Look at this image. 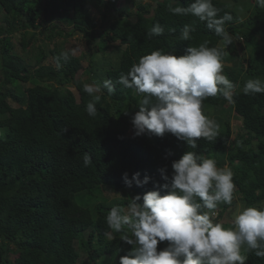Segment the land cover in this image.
<instances>
[{
	"label": "trees",
	"instance_id": "16d2710c",
	"mask_svg": "<svg viewBox=\"0 0 264 264\" xmlns=\"http://www.w3.org/2000/svg\"><path fill=\"white\" fill-rule=\"evenodd\" d=\"M118 2L0 0L5 11L0 22V264H103L106 255L115 261L113 264H119L120 256L133 246L108 227V212L114 206L127 209L136 194L142 197L166 183L160 169L171 178L172 162L187 151L214 158L218 167L228 163L240 209L264 206V93L245 95L242 91L247 80H264V8L254 0L252 6L240 11L234 4L244 1L212 0L219 16L230 13L233 17L224 25L233 44L225 49L224 62L231 65H225L223 72L237 85L235 103L219 95L204 100L205 115L210 117L212 109H222L216 116L220 132L213 141L200 138L197 148L191 149L172 133L162 137L127 134V120L139 110L143 95L124 88L117 80L141 56L154 50L183 55L188 46H199L205 40L209 47L219 46L222 38L197 17L169 11V7H188L193 0H156V5L139 0L128 10ZM91 8L108 23L107 37L86 21ZM122 11L131 15L123 16ZM55 12L71 14L74 30L87 44L93 45L101 37L89 59L90 69L85 70L86 79L78 75L83 68L82 57L63 49L56 40L57 36L70 35L60 24L46 25ZM156 23L164 27V33L149 38L148 32ZM185 25L195 28L190 41L179 39ZM42 27L49 30L47 40L52 47L48 50L45 40L40 43L37 36ZM17 32L22 35V48L27 49V61L13 53L12 36ZM235 38L243 39L247 56L235 49ZM64 51L70 53L66 61L60 58ZM49 58L51 62H47ZM17 62L22 67L15 68ZM106 79L116 89L112 94L102 87ZM87 81L101 85L95 117L86 111L93 99L83 90ZM23 82L30 84L19 92ZM231 119L241 126L232 139ZM85 154L92 158L87 167ZM125 172L129 178L139 172L140 179L145 175L151 179L143 186L133 183L128 187L123 180ZM106 189L123 196L108 202ZM166 191L161 189V194ZM235 205L233 200L231 205L218 206L220 216L225 215L224 223L232 222L234 212L225 211ZM167 245V241L161 242L158 249ZM247 255L245 264H264V258L254 251Z\"/></svg>",
	"mask_w": 264,
	"mask_h": 264
},
{
	"label": "clouds",
	"instance_id": "9594fccd",
	"mask_svg": "<svg viewBox=\"0 0 264 264\" xmlns=\"http://www.w3.org/2000/svg\"><path fill=\"white\" fill-rule=\"evenodd\" d=\"M255 3L264 8V0ZM169 11L205 22L209 30L222 38L220 45L209 47V41L205 40L199 46H188L183 55L154 50L133 63L117 83L143 95L139 110L131 117L135 136L147 133L162 137L172 133L196 149L200 138L213 141L220 132V125L205 115L204 100L219 95L235 103L237 85L223 72L225 65H231L224 62L225 49L233 44V37L224 25L233 17L230 13L219 16L220 10L212 0H193L188 7H169ZM164 30L156 23L148 36L162 35ZM193 31V26L185 25L179 39L190 41ZM69 54L64 51L60 58L66 61ZM102 87L109 94L116 91L108 79ZM83 90L93 97L86 111L95 117L101 85L85 83ZM242 91L245 95L264 93V80L249 79ZM83 163L86 167L92 163L89 154L83 156ZM171 167V178L164 174L165 169H160L166 183L142 197L136 194L127 209L114 206L108 212V227L121 234V241L133 246L120 256L119 264H245L248 251L264 258V206L238 209L229 227L217 220L218 206L231 205L237 192L230 168L218 167L214 158L195 151L185 152ZM139 177V172L131 178L127 172L123 174L128 187L133 183L143 186L151 179L147 175ZM161 189L167 190L165 194H161ZM164 241L168 242L167 247L158 249V244Z\"/></svg>",
	"mask_w": 264,
	"mask_h": 264
},
{
	"label": "rangeland",
	"instance_id": "374dc122",
	"mask_svg": "<svg viewBox=\"0 0 264 264\" xmlns=\"http://www.w3.org/2000/svg\"><path fill=\"white\" fill-rule=\"evenodd\" d=\"M134 1H139V0H134ZM131 3V1H128V0H119L118 2V5L121 6L122 5V9L124 8L125 10H128L129 8L133 9V6L135 5L134 2ZM160 1H163V0H160ZM239 2L241 1H244L245 3H242V4H234L236 9L240 10V11H243L245 10L246 8H248L249 6H252L253 5V1L254 0H238ZM147 2H151L152 5H156V0H147ZM92 10V14L91 16H89L88 18H86V21L89 23V25L91 27H94L95 29L99 30L100 32H102V34L107 37V31H106V28L108 26V23L107 22H102L101 20V14L98 13V12H95L94 8H91ZM114 13L117 14V11H115ZM122 14L123 16H128V15H131V12H126L125 11H122ZM5 17V11L3 8H0V22L3 21ZM111 18L113 19L114 17L111 16ZM50 20L47 21V26L50 27L52 25H55V24H60L61 28L63 29V31L65 33H67L68 35H70L69 37H65L64 35L63 36H57L56 40L58 42H61V47L63 49H68V50H71L72 53L74 51V55L76 56H79V57H82V64H83V68L78 72V75H83V78H87V75L85 74V70L86 69H90L89 67V59L90 57L93 55V53L95 51H97V47L99 46V43L101 41V37L98 36L97 40L93 43V45H89L87 44V42L80 37V35L74 30V24H73V18H72V15H68V16H63V15H60L58 14L57 12H55L53 14V16L51 18H49ZM131 19H134V17H131ZM93 20H97L96 23H93ZM110 22V21H109ZM73 31L75 33H73ZM48 33H49V30H44V27L40 28L39 31H37V36H38V39H40V43L42 42V40H45V48L46 50H48V48H51L52 47V43L47 40V36H48ZM21 36L19 32L17 33H14L13 36H12V40H13V44H14V50H13V53H16V54H19L21 55L24 60H29L28 59V52H27V49H24L22 48V45L20 44L21 42ZM111 44V43H109ZM243 41H238L236 40L235 41V49L240 53V55H246V51L245 49L243 48ZM35 46L34 44L31 45L30 47H33ZM113 46V44H112ZM116 46V45H114ZM101 55V54H99ZM247 56V55H246ZM50 57V56H49ZM47 62H51V58H49V60H47ZM230 64V63H229ZM22 63L21 62H17L14 64V67L15 68H20L22 67ZM2 76H1V72H0V80H1ZM98 80V79H97ZM100 81V80H98ZM87 83L89 84H94L92 81H87ZM30 83L28 82H23V85L24 87L22 88L21 91L19 92H22L23 89L25 87H27ZM71 85V84H69ZM68 85V86H69ZM72 88V90L75 92V95L77 98H79V94L77 93V91L75 90L76 88L72 85L70 86ZM18 91V90H17ZM11 104L13 106H17V104L11 100ZM213 113L211 115H213L215 117V121L217 120V115L221 114L222 113V109H212L211 110ZM224 112V111H223ZM210 115V117H212ZM232 118V116H231ZM232 120V119H231ZM128 122V129H127V134H134V128H133V125H132V122L129 120H127ZM217 122V121H216ZM232 137L231 139L234 137V132H238L241 130V126H236V124H234V121L232 120ZM224 167H228V163L226 162L224 164ZM123 190H126V189H123ZM123 192V191H122ZM104 195L105 197L108 199V202H111L112 200L116 199V198H122L123 194L121 192H117L115 193L114 191L110 190V189H106L104 191ZM234 201H236V205L231 208L230 210H228V212L225 211V214L227 213H237L238 209L241 208L242 204H241V201L240 199L238 198L237 195H235V198H234ZM225 210V209H224ZM234 213L231 214L233 217H234ZM217 220L222 222L223 225L225 227H229L231 226V223H224L223 220H224V216H220V213L219 211L217 212ZM222 215V214H221ZM15 256H13L14 258ZM104 263L103 264H113L115 261L109 256V255H106L105 257H103V260Z\"/></svg>",
	"mask_w": 264,
	"mask_h": 264
}]
</instances>
